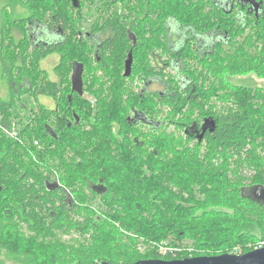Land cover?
I'll use <instances>...</instances> for the list:
<instances>
[{
    "label": "flooded vegetation",
    "instance_id": "obj_1",
    "mask_svg": "<svg viewBox=\"0 0 264 264\" xmlns=\"http://www.w3.org/2000/svg\"><path fill=\"white\" fill-rule=\"evenodd\" d=\"M188 4H192L189 9ZM176 7L181 11L177 13ZM125 38L129 45L123 44ZM128 57L130 72L125 75ZM74 62L82 65V93L71 90ZM0 64L4 70L0 81H6L15 94V85L45 81L70 85L66 94L22 93L11 95L8 101L0 99L5 103L15 100L13 112L19 121L25 122L24 114L31 112V106L39 118L45 115L44 130L53 138L46 139L48 145L60 144V134L52 132L50 125L58 133L65 126L89 138L79 141L80 135L76 137L78 144L66 145L67 152L58 156L56 166L75 168L82 162L103 160L80 155L84 145H89L84 151L90 153L91 144L117 145L114 160L123 163L129 159L118 144L121 124L118 142L95 141V136L90 140L97 113L105 102L85 92L84 82L134 87L136 92L124 94L125 100L116 97L118 109L127 112L128 129L125 126L124 131H137L131 134L135 142L163 134L178 137L182 151H204L216 143L217 130L229 126L242 128L248 142L250 115L260 111L259 130L264 131V0H20L0 9ZM236 64L239 69L251 70L236 72ZM60 67L68 69V75H61ZM25 68L39 70L38 76L28 77ZM63 97L66 105L60 103ZM100 98L105 99L103 95ZM130 98L138 99L134 102ZM173 98L179 99L178 108H172ZM6 127L0 116V130L20 140L18 134L16 138L9 136ZM232 148L231 144L227 148L230 162ZM259 148L264 156L263 140ZM91 178L78 183L81 188L77 190L84 198L80 202L69 188L62 187L55 174L48 187L56 193L57 207L68 213L78 210L77 204L85 206V211L88 207L110 209L107 183ZM250 187L243 189L250 194Z\"/></svg>",
    "mask_w": 264,
    "mask_h": 264
},
{
    "label": "trees",
    "instance_id": "obj_2",
    "mask_svg": "<svg viewBox=\"0 0 264 264\" xmlns=\"http://www.w3.org/2000/svg\"><path fill=\"white\" fill-rule=\"evenodd\" d=\"M187 6L189 9L192 4ZM175 11L181 10L176 7ZM219 23L223 25L221 17ZM123 41L124 45H129L126 38ZM234 68L236 72L251 70L239 69L237 64ZM38 71L25 68L31 78L38 76ZM58 71L68 75L65 67ZM14 89L16 94L13 92L12 96L22 93L54 95L70 92V85L45 81L15 85ZM83 89L102 102L106 98L100 96L105 93L125 100L124 94L136 92L133 86L125 83L84 82ZM136 99L130 98V101L136 102ZM14 102L12 98L8 103L0 101L2 120L8 127L16 123L20 136V140H13L0 130V249L4 248L16 257L22 255L23 264L170 260L245 253L264 246V204L242 193L245 186L264 185V156L259 148L264 141V131L259 130L261 111L256 116L250 115L248 142L242 128L229 126L219 128L216 143L210 142L215 144L204 151L197 148L182 151L178 137L174 136L154 134L148 141H132L131 134H137V131H124L127 112L118 109V97H115L110 105L105 104L98 111L90 140L95 136V141L118 142V125L121 124L118 144L123 148V156L129 159L123 163L114 160L118 156L117 145L111 148L109 144H91L90 153L84 151L89 145H84L79 149L82 157L90 155L103 160L82 162L72 168L59 163L56 166V159L66 154V145L78 144L77 136L81 135L79 141L89 138L65 126L58 133L50 125L52 132L61 136L58 147L53 142L48 145L46 139L52 136L44 130L46 116L39 118L31 106V112L24 114L25 122L19 121L15 119L17 113L13 112L17 107ZM61 102L66 105V98L63 97ZM178 103L179 99L173 98L172 108H178ZM43 111L47 112V108ZM108 136L112 139H107ZM129 143L130 147L127 146ZM142 144L146 146L142 147ZM230 144L234 150L232 162L227 156ZM214 157L218 159L213 161ZM55 174L59 175L62 187L69 188L80 202H84V198L77 190V187L81 188L78 183L88 177L103 179L107 183L104 185L106 190L110 191V209L102 211L88 207L87 211L81 212V207L75 203L78 210L74 209L72 213L60 210L55 202V191L48 187ZM246 180L252 184L242 182ZM65 205L63 203L61 207ZM22 227L29 234H24ZM68 229L75 230L84 242L89 243L79 247L70 245L66 250L58 241L51 242L55 231L68 232ZM125 232L132 236L123 234ZM87 233L88 237L85 236ZM124 239L129 240V244ZM161 247L168 249L166 254H162Z\"/></svg>",
    "mask_w": 264,
    "mask_h": 264
},
{
    "label": "water",
    "instance_id": "obj_3",
    "mask_svg": "<svg viewBox=\"0 0 264 264\" xmlns=\"http://www.w3.org/2000/svg\"><path fill=\"white\" fill-rule=\"evenodd\" d=\"M82 65L74 62L72 72L71 90L82 93ZM130 72V57L125 64V75ZM101 186V185H100ZM242 193L254 201L264 204V185L254 184L250 187V194L244 189ZM246 193V194H245ZM111 264V263H101ZM115 264H264V246L255 248L245 253H222L218 255L190 256L180 259H139L133 262Z\"/></svg>",
    "mask_w": 264,
    "mask_h": 264
},
{
    "label": "rangeland",
    "instance_id": "obj_4",
    "mask_svg": "<svg viewBox=\"0 0 264 264\" xmlns=\"http://www.w3.org/2000/svg\"><path fill=\"white\" fill-rule=\"evenodd\" d=\"M11 1V2H10ZM20 0H0V9L1 7L5 5L9 6H13V2H19ZM4 70L0 64V77L2 76ZM259 82V81H257ZM13 95V93L11 92V86L6 82V81H0V99L3 101H8L10 99V96ZM103 96L106 98L105 104L106 105H110L111 104V100L113 98H115V95L112 94H108L105 93L103 94ZM15 128H17L16 123H14ZM7 133V131H6ZM8 134V133H7ZM242 182H246L249 183L250 181L246 180V181H242ZM246 194V193H245ZM81 212H84L85 210H83L82 208H84L85 206H81ZM104 211V209L102 210ZM82 215H84V213H81ZM22 232H24V234H29V231L27 229H25L24 227L21 228ZM123 234H127L132 236V234H130V232H125ZM86 237L89 236V234H85ZM51 242L54 243L55 241H58L60 244H63L67 250V247L70 245L73 246H82V245H87L89 243V241L84 242L83 238L81 236H79V234L73 230V229H68V232H57L55 231V234L52 238H50ZM124 242H126L127 244H129V240H123ZM238 250H240L239 247H237ZM22 255H20V257H16L13 256L11 254H9L7 251H5L4 248L0 249V264H23V259H22Z\"/></svg>",
    "mask_w": 264,
    "mask_h": 264
},
{
    "label": "built area",
    "instance_id": "obj_5",
    "mask_svg": "<svg viewBox=\"0 0 264 264\" xmlns=\"http://www.w3.org/2000/svg\"><path fill=\"white\" fill-rule=\"evenodd\" d=\"M6 131L8 133L9 136L16 138L17 137V129L15 128L14 122L11 124L10 127H6ZM34 143H37L36 141H34ZM162 254H166V252L168 251V249L166 247H161L160 248Z\"/></svg>",
    "mask_w": 264,
    "mask_h": 264
}]
</instances>
